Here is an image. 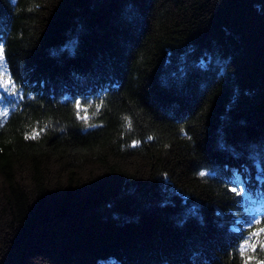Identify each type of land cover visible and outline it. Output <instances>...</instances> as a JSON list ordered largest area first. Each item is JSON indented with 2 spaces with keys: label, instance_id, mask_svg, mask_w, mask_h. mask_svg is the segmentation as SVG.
Listing matches in <instances>:
<instances>
[{
  "label": "trees",
  "instance_id": "1",
  "mask_svg": "<svg viewBox=\"0 0 264 264\" xmlns=\"http://www.w3.org/2000/svg\"><path fill=\"white\" fill-rule=\"evenodd\" d=\"M0 44L10 262L52 251V212L79 222L55 264L264 261L238 250L264 227V0H0Z\"/></svg>",
  "mask_w": 264,
  "mask_h": 264
},
{
  "label": "rangeland",
  "instance_id": "2",
  "mask_svg": "<svg viewBox=\"0 0 264 264\" xmlns=\"http://www.w3.org/2000/svg\"><path fill=\"white\" fill-rule=\"evenodd\" d=\"M174 87L177 88H181L180 87V82L178 81V79L176 78L174 80ZM179 90V89H177ZM184 92V91H183ZM64 162V161H63ZM90 163V162H89ZM54 168H58L61 170H65L64 168V163H62L60 160H56L54 159L52 161L51 167ZM93 165H87V167H92ZM60 171V170H59ZM64 172V171H63ZM19 174V179L25 184L31 185V171L28 168H25L18 172ZM61 173V172H60ZM52 175V172H51ZM56 175L53 173L52 177L54 178ZM51 177V178H52ZM2 187H3V183L0 177V261H6L7 258L12 257L9 253L7 249V245H9L10 243H12V235L9 233L10 231L7 232V223H8V216L4 213L2 207H3V195H2ZM68 219H71L70 221H68ZM73 223L75 225H73ZM69 224H72V229L71 228H66ZM77 224L79 225L78 222V217L75 214H55L52 212V214L50 215V220H47L46 224L41 225V227L38 226L37 230L39 231L40 228H44L45 230H43L44 232H49V235H51L52 240L54 242L57 241V243H52V251L50 252H45L43 254H45L43 257L40 254H33V255H28L26 256L25 260L26 263L25 264H55L56 263V259H57V255L60 254L59 252H57L58 250H54L55 247H59V245L62 243H66V238H68L69 235L74 234L75 237V233L77 232ZM74 227H76V230H74ZM85 228V227H84ZM68 229V230H67ZM83 229V228H82ZM35 230V231H37ZM80 231V230H79ZM89 232L90 230L88 228H85L83 230L84 232ZM74 237H72V239H74ZM63 240V241H62ZM14 242V241H13ZM27 255V254H26ZM41 256V257H39ZM21 259H24L23 254L20 256ZM8 260L5 262H9V264H13L12 262H10V260ZM3 262V263H4Z\"/></svg>",
  "mask_w": 264,
  "mask_h": 264
},
{
  "label": "snow or ice",
  "instance_id": "3",
  "mask_svg": "<svg viewBox=\"0 0 264 264\" xmlns=\"http://www.w3.org/2000/svg\"><path fill=\"white\" fill-rule=\"evenodd\" d=\"M7 76L8 78L5 79L4 77ZM8 93L12 96L17 95V85L16 82L12 80L10 74L7 72V64H6V56H5V48L3 44H0V95H3V93ZM77 108L80 107V102H76ZM9 115V110L4 109L3 111H0V117H7ZM129 126H131V122L129 121ZM26 139L29 137H25ZM31 138H35V135H33ZM149 139H152V137H149ZM199 176L204 177L208 175L207 172L201 171L198 173ZM231 179H233L235 182H233L236 186L231 187L230 191L236 193V195H241L247 193L248 189L243 186V180L241 179V176L239 173H235ZM261 220L260 218H255L253 221H251L248 225L249 228H252V231L248 234L246 238H244L238 245L239 254L241 256H244L245 253L249 250L255 252L257 246L261 249V251H264V239H260V236L262 233H264V227H256L253 228V224H260ZM253 259L252 256L247 257V259L244 261V264H249V261ZM258 264H264V261L258 262Z\"/></svg>",
  "mask_w": 264,
  "mask_h": 264
}]
</instances>
